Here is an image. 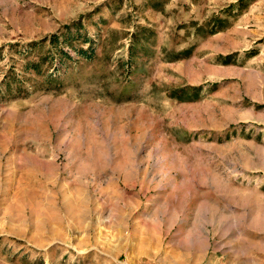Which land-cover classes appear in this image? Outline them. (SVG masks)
<instances>
[{
	"label": "rangeland",
	"instance_id": "obj_1",
	"mask_svg": "<svg viewBox=\"0 0 264 264\" xmlns=\"http://www.w3.org/2000/svg\"><path fill=\"white\" fill-rule=\"evenodd\" d=\"M0 264H264V0H0Z\"/></svg>",
	"mask_w": 264,
	"mask_h": 264
},
{
	"label": "trees",
	"instance_id": "obj_2",
	"mask_svg": "<svg viewBox=\"0 0 264 264\" xmlns=\"http://www.w3.org/2000/svg\"><path fill=\"white\" fill-rule=\"evenodd\" d=\"M57 40H59V38H57ZM90 41L91 40H86V43H89ZM82 53H83V55H86V57H87V52L83 51Z\"/></svg>",
	"mask_w": 264,
	"mask_h": 264
}]
</instances>
